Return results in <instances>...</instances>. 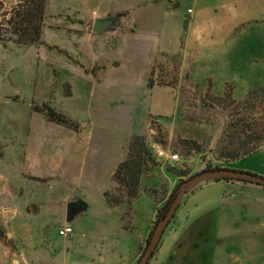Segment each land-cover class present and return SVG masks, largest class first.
<instances>
[{
	"label": "rangeland",
	"instance_id": "obj_1",
	"mask_svg": "<svg viewBox=\"0 0 264 264\" xmlns=\"http://www.w3.org/2000/svg\"><path fill=\"white\" fill-rule=\"evenodd\" d=\"M15 5L14 0H0V170L20 173L19 179L30 181L28 200L22 206L27 204L33 212L39 206L54 208L50 214L54 218L44 212L26 224L27 229L34 228L33 233L42 234L52 251H67L82 264L91 260L101 264L105 257L110 262L120 252L127 240L118 231L115 215L102 210L107 191L117 202L112 207L121 214L124 229L150 234L158 209L180 180L187 182L202 174L208 164L264 177V63L260 61L264 48L256 52L249 43L240 42L225 57L184 51L162 56L149 71L146 62L154 44L141 40L129 52L112 53L123 64L103 73L98 65L92 66L89 56L93 33L89 20L66 11L45 16L43 44L20 46L14 43L8 25ZM110 36L107 32L95 38H105L109 53L119 45ZM149 80L160 88L148 89ZM46 105L71 121V128L48 122L40 113ZM135 135L144 136L149 147L156 144L178 154L183 165L153 154L158 166L149 165L138 196L129 201L113 185L115 169L103 168L97 160L121 154ZM254 139L260 144L257 154L229 164L219 159L221 152L242 148ZM184 141L197 143L203 155L183 156ZM65 158L71 160L68 169L62 166ZM59 174L65 175L61 181ZM219 178L210 176L188 186L183 200L210 184L204 195L240 196L248 209L257 205L251 199L264 193V187L243 181H232L234 188L222 183L227 187L218 189L214 181ZM79 200L88 209L67 224L68 201ZM3 208L0 239L6 243L4 224L9 210ZM67 226L73 234L60 236ZM231 238L228 264H264L263 228H238Z\"/></svg>",
	"mask_w": 264,
	"mask_h": 264
},
{
	"label": "crops",
	"instance_id": "obj_2",
	"mask_svg": "<svg viewBox=\"0 0 264 264\" xmlns=\"http://www.w3.org/2000/svg\"><path fill=\"white\" fill-rule=\"evenodd\" d=\"M62 11L89 20V26H93L98 19L119 18L116 27L108 32L111 33L110 38L119 44L118 49L111 53L105 50V38L97 40L98 34L89 35V56L94 62L92 66L98 65L103 73L109 68H120L123 63L113 55L129 52L131 46L141 40L154 44L146 62L149 71L162 56L170 57L184 51L203 57H225L240 42L249 43V47L256 52L264 48V0L47 1L46 17ZM96 43L101 47L95 46ZM109 59L112 65H108ZM260 61L264 63V55ZM176 110L177 106L173 115ZM127 143L121 154L98 159V164L116 170L125 160ZM70 163L71 160L65 158L63 168L68 169ZM19 174L0 170V208L9 210V218L4 224L7 242L0 239V264H82L72 260L67 251L63 254H58V249L52 251L42 234L37 230L33 233L34 228L27 229L26 224L33 223L28 219L40 217L41 213L45 212L49 214L47 217L54 218L50 215L54 208L39 206L33 212L27 204L22 206L21 203H27L28 200L30 181L19 179ZM64 176L59 174L57 179L61 181ZM214 183L219 185L218 189L229 185L235 187L232 182L215 180ZM222 183L227 186H222ZM209 185L200 190L208 189L211 187ZM202 191L199 194L191 191L184 198L175 219L161 239L158 256L152 264H228V251L231 250L230 242L233 239L231 235L237 233L238 228L264 229V193L257 194L256 200L251 199L257 205L246 209L240 196H227L224 193L204 195ZM105 202L102 206L104 214L115 215L118 231L127 242L110 262L105 257L101 264H114L116 261L118 264H137L149 232L131 233L124 229L121 214L106 199ZM224 232L228 234L226 237ZM89 264L96 263L91 260Z\"/></svg>",
	"mask_w": 264,
	"mask_h": 264
},
{
	"label": "trees",
	"instance_id": "obj_3",
	"mask_svg": "<svg viewBox=\"0 0 264 264\" xmlns=\"http://www.w3.org/2000/svg\"><path fill=\"white\" fill-rule=\"evenodd\" d=\"M14 1L16 5L12 9L11 18L8 21V25L10 27V34L14 43L25 47L42 45L43 44L42 30H43L45 10L48 0H14ZM159 85L160 84L155 83L153 80H149L147 87L148 89L151 90L156 86L159 87ZM260 89L261 88H258L257 90ZM256 92L257 91L252 92L250 96H252ZM40 113L45 115V117L48 119V122L56 123L58 125H64L69 128H71L72 126L71 121H69L62 114L57 113L54 109H52L48 105H46L43 109H41ZM156 142L162 143L159 138L156 139ZM259 145H260L259 142L256 139H254L253 141H250L249 143L245 144L242 148L234 149L230 152H221L219 159L225 162L226 164L242 161L244 158L246 159L248 157L257 154L259 151ZM181 150H182L181 151L182 155L185 157H189L192 155H201V156L203 155L201 147L195 142H188V141L182 142ZM149 165L153 167L158 166L146 138L144 136H133L128 142L127 154L125 160L118 165L112 177V182L113 185H115L116 190L125 192L126 195L129 197V201L135 199L139 194L141 179L148 170ZM215 170H223V169L222 167L212 166L208 164L202 172L215 171ZM180 177H181L180 179H182L183 176ZM191 178L193 177H190V179ZM216 181L232 182L237 180L221 177ZM184 183H185L184 180H180V182L178 183L176 189L174 190L170 198L161 208L158 209L153 224V228L146 240L145 247L141 253L139 260L144 254L158 223L166 217V215L168 214L171 208V205L178 198L180 187ZM104 197L107 203L111 207L117 205V202H115L114 199L110 196L109 191L104 193ZM175 217L176 214L173 217L172 221L170 222L169 226L172 224ZM169 226L160 236L158 246L153 254V257L158 252L160 246L159 245L160 240L162 239L163 235L166 233ZM153 257L151 258V260L153 259ZM151 260L148 264H152Z\"/></svg>",
	"mask_w": 264,
	"mask_h": 264
},
{
	"label": "water",
	"instance_id": "obj_4",
	"mask_svg": "<svg viewBox=\"0 0 264 264\" xmlns=\"http://www.w3.org/2000/svg\"><path fill=\"white\" fill-rule=\"evenodd\" d=\"M118 21H119L118 17L98 19L93 24L92 32L94 34L103 35L109 32L110 30L114 29ZM214 175H218L225 178H231L237 181L248 182L251 184H256L264 187V177L256 176L250 173L223 169V170L207 171V172H203L202 174L196 175L195 177H193L192 179L181 185L178 198L171 205V208L168 214L166 215V217L158 223L157 227L153 232L152 238L144 254L139 260L138 264H148L150 262L154 252L157 249L160 236L169 226L170 222L172 221L173 217L177 212L178 207L181 205L183 201L185 189L188 186L194 185L197 182ZM87 209H88V205L82 200L70 202L67 206V218H66L67 224L72 223L76 217L86 212Z\"/></svg>",
	"mask_w": 264,
	"mask_h": 264
},
{
	"label": "built area",
	"instance_id": "obj_5",
	"mask_svg": "<svg viewBox=\"0 0 264 264\" xmlns=\"http://www.w3.org/2000/svg\"><path fill=\"white\" fill-rule=\"evenodd\" d=\"M150 149L152 150V153L155 155V157L159 160L170 162L178 166L183 165L181 157L176 153L166 151L156 144H151ZM71 234H73V230L70 226H67L64 230L59 232V235L62 237H69Z\"/></svg>",
	"mask_w": 264,
	"mask_h": 264
}]
</instances>
